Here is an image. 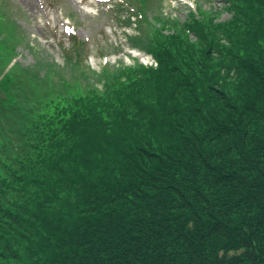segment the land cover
<instances>
[{
  "label": "trees",
  "instance_id": "trees-1",
  "mask_svg": "<svg viewBox=\"0 0 264 264\" xmlns=\"http://www.w3.org/2000/svg\"><path fill=\"white\" fill-rule=\"evenodd\" d=\"M126 1L158 65L92 84L78 38L13 64L0 0V264H264V0Z\"/></svg>",
  "mask_w": 264,
  "mask_h": 264
},
{
  "label": "rangeland",
  "instance_id": "rangeland-1",
  "mask_svg": "<svg viewBox=\"0 0 264 264\" xmlns=\"http://www.w3.org/2000/svg\"><path fill=\"white\" fill-rule=\"evenodd\" d=\"M226 0H165L166 14L184 21L191 9L198 4L220 10L219 18L227 19ZM11 17L17 20L25 32L23 41L16 43L13 64L33 66L39 60L63 65L65 49L76 47V39L83 41L86 62L93 72L86 71L88 81H99L105 65L134 64L140 61L138 51L129 40L132 27L122 22L130 10L126 0H7ZM1 4V3H0ZM123 4V5H122ZM6 5V1L4 6ZM156 10H151L150 14ZM124 14V15H123ZM134 24V25H133ZM134 28V29H133ZM122 64V63H121ZM94 71H96L94 73ZM71 70L64 72V77ZM82 80V79H80ZM86 82V81H85ZM90 83V84H91ZM102 84V82H99Z\"/></svg>",
  "mask_w": 264,
  "mask_h": 264
}]
</instances>
